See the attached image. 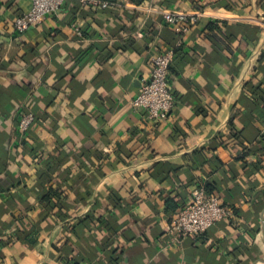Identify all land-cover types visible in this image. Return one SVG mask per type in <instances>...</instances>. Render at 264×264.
Wrapping results in <instances>:
<instances>
[{"label": "crops", "instance_id": "crops-1", "mask_svg": "<svg viewBox=\"0 0 264 264\" xmlns=\"http://www.w3.org/2000/svg\"><path fill=\"white\" fill-rule=\"evenodd\" d=\"M31 8L0 0V264H264V0H66L18 33ZM167 49L177 105L151 122L132 102ZM208 185L232 215L172 241Z\"/></svg>", "mask_w": 264, "mask_h": 264}, {"label": "built area", "instance_id": "built-area-1", "mask_svg": "<svg viewBox=\"0 0 264 264\" xmlns=\"http://www.w3.org/2000/svg\"><path fill=\"white\" fill-rule=\"evenodd\" d=\"M66 0H32V8L15 20L14 27L18 33H24L43 23L47 16L55 14ZM89 3L90 0H81ZM103 2L102 7H109ZM202 14L185 13L168 10L164 13L166 23L177 25L187 32L196 25ZM175 58L174 49L158 52L153 57V68L149 78L142 82L141 91L133 100V107L144 109L148 120L157 122L166 118L176 107V97L169 82L170 66ZM33 115H24L19 120V129L28 134L34 124ZM232 215L220 198L209 195L204 190L195 192L193 199L169 223L168 235L174 242H179L189 236L202 235L213 225Z\"/></svg>", "mask_w": 264, "mask_h": 264}, {"label": "trees", "instance_id": "trees-1", "mask_svg": "<svg viewBox=\"0 0 264 264\" xmlns=\"http://www.w3.org/2000/svg\"><path fill=\"white\" fill-rule=\"evenodd\" d=\"M174 62H175V58H174V61L172 62V64H171V66H170V70L174 67ZM260 96H261V98L263 97V99H264V95L261 93V94H259ZM176 105H177V103H176ZM34 118H35V120H34V124H33V127L36 125V124H38V119H37V117L36 116H34ZM32 127V128H33ZM32 128H31V130H32ZM30 130V131H31ZM30 131H29V133H30ZM262 140L264 141V135L262 136ZM252 155H253V153L250 151V150H245L244 152H243V154L240 156V160L241 161H243V163H244V167L246 168V167H249V166H251L252 165V163L248 160L250 157H252ZM206 193H208L209 195H213V196H215L214 195V190H213V188L211 187V186H207V188H206ZM224 205L226 206V207H228L229 209H230V206L229 205H227L226 203H224Z\"/></svg>", "mask_w": 264, "mask_h": 264}]
</instances>
